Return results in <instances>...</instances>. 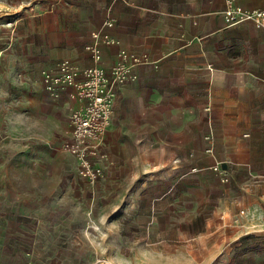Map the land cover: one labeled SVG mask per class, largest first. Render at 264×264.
Instances as JSON below:
<instances>
[{
  "label": "crops",
  "instance_id": "obj_1",
  "mask_svg": "<svg viewBox=\"0 0 264 264\" xmlns=\"http://www.w3.org/2000/svg\"><path fill=\"white\" fill-rule=\"evenodd\" d=\"M239 2L248 9L264 7V0ZM69 5L73 33L58 46L47 43L44 76L37 84L31 74L27 83L30 134L50 143L67 128L75 105L68 78L92 66L111 72L118 64L135 76L118 84L114 114L94 158L104 170L94 191L104 196L88 206L76 204L93 210L108 249L122 248L113 241L134 239V232L123 228L126 223L141 227L138 254L153 258L146 264H241L242 251L233 244L252 231L256 218L236 213L237 205L256 212L258 189L237 184L258 167L240 173L232 189L211 166L220 161L231 171L233 159H252L253 145L263 142L258 132L264 130V27L253 20L229 26L226 0H71ZM210 129L212 142L206 138ZM210 145L213 152H206ZM210 198L214 214L202 217ZM63 220L69 234L62 238L57 264H70L65 258L82 251L70 232L83 231L85 213L70 210ZM12 253L0 248V264ZM27 254L26 264H42Z\"/></svg>",
  "mask_w": 264,
  "mask_h": 264
},
{
  "label": "rangeland",
  "instance_id": "obj_2",
  "mask_svg": "<svg viewBox=\"0 0 264 264\" xmlns=\"http://www.w3.org/2000/svg\"><path fill=\"white\" fill-rule=\"evenodd\" d=\"M69 4L71 0H0V248L10 249L15 256L6 257L5 264H26L28 252L33 254L32 261L57 264L62 261L58 254L62 238L69 234L63 218L67 211L75 210L84 211L85 224L83 231L70 232L82 250L79 257L65 258L70 264H146L153 258L138 254L136 239L141 227L126 223L123 228L133 231L130 236L134 239L113 241L118 247L122 243V248L108 249L110 242L100 235L102 225L92 220L93 210L76 204L88 206L98 195L104 196L94 191L104 170L99 168L94 185L79 175L78 161L66 146L72 142L68 122L71 110L67 128L53 142L32 136L28 128L27 83L31 74L37 84L44 76L41 56L47 43L58 46L73 33L75 19ZM258 133L263 142L253 145L252 159H233L232 176L225 184L232 188L240 173L258 167L256 173L250 172V178L245 176L237 184L238 188L251 184L258 189L252 202L258 207L256 212L250 213L248 204L237 205L236 213L256 218L250 224L252 231L233 244L242 251L241 264H264V130ZM93 161L97 167V159ZM208 202L202 217L214 214L215 198Z\"/></svg>",
  "mask_w": 264,
  "mask_h": 264
},
{
  "label": "built area",
  "instance_id": "obj_3",
  "mask_svg": "<svg viewBox=\"0 0 264 264\" xmlns=\"http://www.w3.org/2000/svg\"><path fill=\"white\" fill-rule=\"evenodd\" d=\"M224 16L229 26L253 20L264 27V7L248 9L239 0H226ZM130 76L135 77L131 69L118 64L111 72L100 66H92L83 74L68 78V82L74 87L70 96L75 105L69 117L72 142H68L66 146L78 161L79 175L89 184L94 185L99 176L100 169L95 167L93 160L101 153L103 136L114 114L117 86ZM53 81L51 75L46 77L48 87H52ZM205 110L210 111L211 106H206ZM206 138L213 141V129H210ZM205 151L213 152V146H208ZM211 169L222 183L230 181L232 174L224 162H216Z\"/></svg>",
  "mask_w": 264,
  "mask_h": 264
}]
</instances>
